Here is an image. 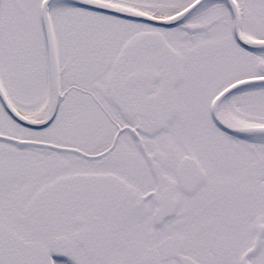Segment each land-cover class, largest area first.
Segmentation results:
<instances>
[{
  "label": "snow or ice",
  "instance_id": "obj_1",
  "mask_svg": "<svg viewBox=\"0 0 264 264\" xmlns=\"http://www.w3.org/2000/svg\"><path fill=\"white\" fill-rule=\"evenodd\" d=\"M0 264H264V0H0Z\"/></svg>",
  "mask_w": 264,
  "mask_h": 264
}]
</instances>
